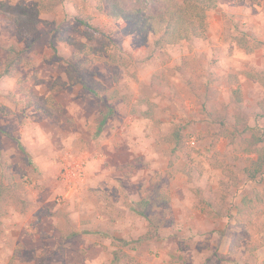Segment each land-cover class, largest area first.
Masks as SVG:
<instances>
[{"label": "rangeland", "instance_id": "rangeland-1", "mask_svg": "<svg viewBox=\"0 0 264 264\" xmlns=\"http://www.w3.org/2000/svg\"><path fill=\"white\" fill-rule=\"evenodd\" d=\"M96 4L66 2L31 36L0 17V64L10 47L32 60L0 78V264H264V162L256 181L248 176L264 159V87L248 76L264 72V45L248 52L234 39L264 44V0H218L206 38L162 48ZM78 15L125 56L92 64L97 94L64 88L50 118L19 89L47 98L65 78L55 53L70 56L68 41L96 45ZM70 157L86 174L68 190L60 172Z\"/></svg>", "mask_w": 264, "mask_h": 264}, {"label": "trees", "instance_id": "trees-1", "mask_svg": "<svg viewBox=\"0 0 264 264\" xmlns=\"http://www.w3.org/2000/svg\"><path fill=\"white\" fill-rule=\"evenodd\" d=\"M72 0H37L33 6L24 4L7 5L0 4L5 9L0 13L2 19L12 20L16 29L24 35H34L37 32L36 26L40 22L43 14L51 13L59 6ZM84 1V0H83ZM87 2V0H85ZM93 1V0H91ZM96 8L102 12L105 3L108 4V17L113 21H122L130 26L131 31L135 33H151L154 36V45L162 48L168 45H175L182 41H191L195 38H206L208 33V13L218 7V0H94ZM9 14V15H7ZM76 22L88 29L90 32L84 34L87 40H95L96 45H89L83 42L68 41V44L75 49L70 56L60 57L55 53V58L65 64V78L56 79L51 84V94L40 99L33 97L29 88L21 87L23 101L25 106L41 112L50 118H54L51 109L55 107L56 95L67 87L81 86L83 89L97 94L96 84L89 81L90 66L97 63L118 64L125 56L117 47L115 42L109 37V34L102 31L91 22L90 17L76 16ZM95 34H99L101 39H96ZM235 41L239 46L252 52L254 48L264 45L263 42L252 40L244 35L236 36ZM56 51V50H55ZM7 60L0 64V78L14 77V72L20 65L32 67V60L25 55L24 50L16 47L8 48ZM249 77L256 78L264 87V72H251ZM22 83L27 86L30 81ZM99 93V92H98ZM99 95V94H98ZM264 111V100L261 103ZM169 141L175 144L172 150L173 155L178 156L182 152L183 136L179 132H173ZM260 141V140H259ZM259 143V142H258ZM189 156V155H187ZM264 159L255 162L257 168L248 174L251 181H256L257 176L262 172ZM173 167V163H170ZM2 200L0 199V207ZM2 213L0 212V216ZM149 229L147 238L156 236V221L147 216ZM239 223L240 220H239ZM252 221L247 220L243 224V229L247 233L252 228ZM2 225L0 221V233ZM117 260H121L118 259ZM129 264H133L131 260Z\"/></svg>", "mask_w": 264, "mask_h": 264}, {"label": "built area", "instance_id": "built-area-1", "mask_svg": "<svg viewBox=\"0 0 264 264\" xmlns=\"http://www.w3.org/2000/svg\"><path fill=\"white\" fill-rule=\"evenodd\" d=\"M85 162L76 157L65 158L62 161L60 181L66 188L73 189L85 178Z\"/></svg>", "mask_w": 264, "mask_h": 264}]
</instances>
